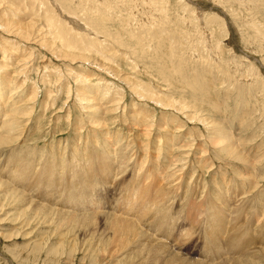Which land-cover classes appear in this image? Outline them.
<instances>
[{"label": "rangeland", "instance_id": "374dc122", "mask_svg": "<svg viewBox=\"0 0 264 264\" xmlns=\"http://www.w3.org/2000/svg\"><path fill=\"white\" fill-rule=\"evenodd\" d=\"M66 1L71 3L74 19L85 29L57 16L58 0H0V20L18 30V34H7L0 23V87H4L6 80L12 83V89L20 87L10 101L7 99L12 89L0 90L4 94L0 96V126L12 123L5 128L8 131L3 129L0 134L9 132L8 138H0V161L27 157L32 163H26L35 165L36 174L32 177L40 178L45 176V167L57 168L51 167L49 157H56L59 166H67L73 152L80 158L83 154L95 157L96 149L102 151L103 145L108 148L119 141L128 151L133 149L129 154L135 152L133 171L139 169L143 160L158 181L145 189L149 176L139 180V190L127 197L130 202H114V212L132 216L138 207L145 208L149 197L164 184L166 199L177 196V204H185L184 211L179 205L174 208L181 217H176L168 232L149 221L140 226L147 233L151 231L149 234L160 246L166 242L171 255L191 260L220 257L217 262L233 252L229 248H236V242L230 236L213 235L207 228L212 217L207 214V204L221 200L219 190L228 186V190L232 187L228 196L234 208L228 212L230 223L244 227L240 232L244 236L239 232L235 236L246 240L255 237L252 242L264 238V226L261 235L252 231L257 223L264 224V0ZM92 15L104 20L107 26L100 23L95 24L96 28L89 27ZM102 25L106 26L104 30ZM21 26L23 29H19ZM23 30L37 35L27 39ZM64 41H72L73 51L83 58L63 57L60 53L67 49L59 50L66 47ZM134 83H139L143 91L147 86L154 96L172 99V103L182 105V111L176 107L166 110L157 101L144 99L133 89ZM93 95L103 108L92 109L93 104L85 101ZM14 103L16 112L11 109ZM112 108L114 111L109 110ZM109 165L115 166L112 161ZM156 166L165 173L161 169L158 175ZM117 171L115 167L101 179L95 173L86 184L93 189L86 194L80 191L83 183L72 171H64L60 182L48 179L44 193L50 192L58 199L56 192L60 189V208L75 211V216L69 217L55 209L41 211L39 204L43 200L33 194L35 186L26 187L25 182L17 179L10 181L6 172L0 171V179L27 198L22 202L15 199L19 198L17 193L9 196L0 187V264H156L154 251L149 248L150 239L139 242L134 234L111 221L101 224L105 228L100 225L106 217L97 213L111 211L103 206L115 196L117 190L112 186ZM133 176L134 180L138 177L134 173ZM165 176L170 178L165 180ZM146 190L150 193L145 194ZM71 191L73 195L63 202L62 198H67ZM101 191L106 199H100L103 195L97 193ZM239 196L243 200H238ZM189 231L192 235H188ZM207 245L218 247L220 252H209ZM148 253H152L151 258Z\"/></svg>", "mask_w": 264, "mask_h": 264}, {"label": "bare ground", "instance_id": "6f19581e", "mask_svg": "<svg viewBox=\"0 0 264 264\" xmlns=\"http://www.w3.org/2000/svg\"><path fill=\"white\" fill-rule=\"evenodd\" d=\"M58 3H60V6L58 5L57 7H58V11H60V12H63L64 14L61 16V14H60V12H58L57 11V9L55 10L56 11V13H57V16H59L60 18H62L63 20H65V21H67L66 23H71L73 26H75L76 27V25L75 24H77V26L80 28V29H82V28H84L85 29V26H84V24L83 25H81L77 20H75L76 18L70 13V11H72V9H71V3H69L68 1H64V0H58ZM68 3V4H67ZM53 6V5H52ZM55 6V5H54ZM69 15H72V16H70L69 17ZM53 17V16H52ZM67 18V20H66V18ZM1 18V17H0ZM75 18V19H74ZM61 19V20H62ZM91 20H89V22L87 23V25L89 26V27H95L96 28V25L97 24H100V23H102V24H104L105 23V21L104 20H102V19H99V18H96V17H94L93 15L91 16V18H90ZM1 21V20H0ZM60 21V20H59ZM1 24H2V26H5L4 27V29H5V31H3V32H6L7 34H14V33H16V34H18V30L15 28V30H12V29H10L9 28V26H11V23L10 24H8V23H4V22H0ZM13 23V22H12ZM20 23V22H19ZM22 24V23H21ZM70 24V25H71ZM96 24V25H95ZM23 25V24H22ZM87 25H86V27H87ZM105 25H106V23H105ZM18 26V25H17ZM84 26V27H83ZM107 26V25H106ZM106 26H101V28H102V30H104L103 28H105ZM13 27H15V26H13ZM19 27V26H18ZM24 27V26H23ZM23 27L21 26L19 29H23ZM89 27H88V29H89ZM28 29H30V28H28ZM91 29V28H90ZM26 31H27V29H25ZM25 30H23V32H22V35H23V37H25V38H27V39H30L31 38V36L33 35L32 33L30 34L29 32L28 33H26V31ZM83 30V29H82ZM93 30V29H92ZM32 32V31H31ZM64 33H65V31H63ZM34 33V35H35V33L36 32H33ZM89 33V32H88ZM92 33V32H91ZM91 33H89V34H91ZM3 35V34H2ZM33 35V36H34ZM37 35V34H36ZM35 35V36H36ZM16 36V35H15ZM20 37V36H19ZM30 37V38H29ZM38 37V36H37ZM69 37V36H68ZM32 38H34V37H32ZM31 38V39H32ZM35 39H36V37H35ZM34 39V40H35ZM61 39V38H60ZM20 40V39H19ZM18 41V40H17ZM26 41V40H25ZM29 41V40H28ZM49 41V40H48ZM11 42V41H10ZM42 42V41H41ZM5 43V42H4ZM64 43V45L66 46L65 48H62L61 50H59L60 52H62L63 50H66L67 49V51L66 52H64V53H60L63 57H69V56H76L75 58H83V56L82 55H80V53H79V55H77V54H75V52L73 51V49H74V47L72 46L73 45V43H72V41H64L63 42ZM16 44V43H15ZM55 47V46H54ZM70 47H72V51H70ZM57 48V47H56ZM48 51V50H47ZM26 53V52H25ZM61 55L59 56L58 55V57H61ZM70 58V57H69ZM85 58V57H84ZM82 60V59H81ZM138 65V64H137ZM153 66V65H152ZM151 66V67H152ZM4 67H6L5 65H4ZM1 68V67H0ZM2 68H3V66H2ZM109 68V67H108ZM152 68H154V67H152ZM178 68H180L179 66H178ZM4 69V68H3ZM151 69V68H150ZM155 69V68H154ZM180 69H182V67L180 68ZM152 70V69H151ZM165 78H166V80H168V79H170V76H169V74L167 73V75L165 76ZM140 83V82H139ZM139 83H134L135 85L133 86V89L135 90V92H137L138 94H142V96H143V98L144 99H153V100H155V101H157L156 102V104L158 103V104H161V106H162V108H164V109H166V110H169V108H171V107H176V110L177 111H179V110H181V106L179 107V105L177 106L176 104H174V103H172L173 102V100L172 99H167V97H165V96H161V97H158V96H154V95H152L151 94V90H149L148 89V87L147 86H145V91H143L141 88H140V84ZM126 84H128V83H126ZM4 87H0V90H2L3 91V89L4 88H11L13 85H12V83L10 82V81H4ZM190 85V84H189ZM91 86H93V85H91ZM13 88V87H12ZM11 88V89H12ZM93 88V87H92ZM15 89H20V87H17V88H15ZM15 89H12L11 90V92H10V94H12L10 97H9V99H7V100H9L10 101V99L12 98V97H14L15 95H16V91H15ZM10 90V89H9ZM93 90V89H92ZM33 92V91H32ZM3 93V92H2ZM34 93V92H33ZM98 93V92H97ZM1 95H4V94H1V91H0V96ZM33 95H35V94H33ZM94 96V95H93ZM99 96V95H98ZM31 97V96H30ZM34 97V96H33ZM86 97V96H85ZM89 97V96H88ZM95 97H97V96H94V97H89V98H87L86 97V99H85V101L87 102V103H90V104H93L91 107H93L92 109H95V107H102V105H100L99 106V102L100 101H97L96 99H95ZM141 97V96H140ZM7 97H5V99H6ZM32 98V97H31ZM102 98V97H101ZM1 100V99H0ZM2 100H3V97H2ZM96 100V101H95ZM4 101V100H3ZM14 101H15V99H14ZM95 101V102H94ZM150 101V100H149ZM8 102V101H7ZM93 102V103H92ZM140 102H142V101H140ZM1 103V102H0ZM9 103V102H8ZM2 104V103H1ZM3 104H5V102L3 103ZM16 103H14L13 104V107L11 108L12 110H15L14 112H16V110H17V106L15 105ZM9 105V104H8ZM7 105V106H8ZM6 106V107H7ZM108 106V105H107ZM4 107H5V105H4ZM9 107V106H8ZM90 107V108H91ZM177 107H179V108H177ZM103 108V107H102ZM7 109H9V108H7ZM10 109V110H11ZM100 109V108H99ZM23 110V109H22ZM109 110H113V108L112 109H109ZM183 110H185V109H183ZM114 111V110H113ZM182 111V110H181ZM11 112V111H10ZM13 112V113H14ZM112 112V111H111ZM2 113V112H1ZM7 114V113H6ZM5 114V115H6ZM136 114H138V113H136ZM140 114V113H139ZM138 114V115H139ZM105 115V114H104ZM100 117V116H99ZM139 117V116H138ZM94 118V117H93ZM3 119V118H2ZM5 119V118H4ZM6 120V119H5ZM100 120V119H99ZM103 121H104V119H103ZM1 122V121H0ZM6 124V123H5ZM12 123H7L6 125H2V126H0V134H2L4 131H2L3 129L5 130V128H7V127H9L10 125H11ZM103 124H105V123H103ZM93 125V124H92ZM100 125V124H99ZM6 126V127H5ZM99 127V126H98ZM8 129V128H7ZM99 129V128H98ZM5 131H8V130H5ZM14 132V131H13ZM12 132V133H13ZM8 133L9 132H7V134L5 133V135H2V136H5L6 138H8L9 137V135H8ZM11 133V132H10ZM106 134V133H105ZM13 135V134H12ZM2 136H0V138L2 137ZM24 136V135H23ZM112 136V135H111ZM231 136V135H230ZM4 138V137H3ZM15 138V137H14ZM13 138V139H14ZM107 138V137H106ZM111 139V138H110ZM6 140V139H5ZM5 140H4V142H5ZM8 142V141H7ZM110 142V141H109ZM119 142V141H118ZM118 142H117V144H110V147H108V148H104V145L102 146V151H100V149H96V156L94 157L92 154H89L88 156L86 155V156H84V154H83V156L80 158L79 156H81V155H76V154H74V152H73V156L69 159V162H68V165L66 166V165H61L60 164V166L58 165L60 162H58L57 161V158L56 157H49L48 158V160H50L51 162H52V165H51V167H57V168H55V169H52V170H48L49 168H47L46 169V167L43 169L44 171V175L45 176H42V177H40V178H35V177H32V175H34V173H35V171H36V169H35V165H29V164H27V163H32V160H30L29 158H27V157H23V158H20L19 156L18 157H11L10 159H8V160H5V161H0V171H3V172H6L5 174H7L9 177H10V181H15L16 179L18 180V181H22V182H25L26 183V187H28V186H35L34 188H32V191H34L35 193H33V194H36V196L38 197V198H40L41 200H43V203H38L39 204V206H40V210L42 211V209H45V210H47V211H49V212H51V209L52 210H56L57 211V213L58 214H60V215H62V216H65V217H69V216H75V214H73L74 212L73 211H71V209L69 208V209H67V210H69V211H67V210H62L61 208H60V205H62V204H59V200L61 199V197L59 196V194H60V192H61V190L60 189H58V191L56 192V194H57V198L58 199H56L55 198V196H54V194H52V193H44V186H45V182L48 180V179H50L51 181H53V182H60V181H62V179H63V173H64V171L66 172V173H68L69 171H72L74 174H76L77 176H78V178L81 180V182L83 183V185H82V189H80V191L82 192V193H84V194H86L87 192H89V191H91L93 188H90L89 187V185H86L90 180H91V178L94 176L95 177V173H98L101 177H100V179L101 178H103L105 175H107V174H109V173H112L113 172V170H114V168L115 167H118V171L116 172L117 173V175H116V177H115V179H114V184H113V186H112V189H115V190H117L116 192H115V196H112V198H111V200H110V202H109V204L107 205V206H103V207H108L109 208V210H111L110 211V213L109 212H104L103 211V213H101V212H98L97 214H98V216H100V217H106L105 219L106 220H104L103 222H101L100 223V225L101 224H105V223H108L109 221H111L112 223H115V224H119L118 226H121V227H123V229L125 228L126 230H127V232L128 233H131V235L132 234H134L135 235V239L137 240V241H139V242H146V240L147 239H150L149 240V244L148 243H144V245L146 244L147 246L149 245V248L151 249V250H153L154 251V254H153V259L155 260V263L156 264H206V263H203V261H207V262H212V263H217V264H264V238H262L261 240H259V241H253L252 242V240H255V237H251V238H249V239H239V238H237V236H235V234H236V232H243L244 231V227H243V225L242 226H239V227H234V226H232V224H235V223H230V219H229V210L231 209V208H233L232 207V202H231V199L229 198V194H231V190H230V188H232L231 186H230V188H229V190H228V187H227V189L226 188H221V190H219V193H220V195H221V200L219 199V201H212V200H210L209 202H208V204H207V207H206V211L208 212L207 214L208 215H211L212 217H211V219H210V223L207 225V228L210 230V232L213 234V235H215V234H222V235H226V236H230L231 237V241H233V242H236V248H232L231 246V248H229V249H232L233 250V252H231V254L230 253H228V254H230V255H228L227 254V256H222L221 258L223 259V260H221V261H217L216 262V260L217 259H220V257H212L211 256V258H206V259H204V258H197V259H192L191 260V258L189 259L188 257L186 258V257H184V256H180V255H171L170 254V252H169V250H168V247H166L165 245H166V242L165 243H163V244H161V246L159 245V243L155 240V242H154V239H153V236L152 235H150L149 233H151V231L149 232V233H147L146 231H145V227H144V229L143 228H141V222H143V221H149V223H152V224H154V225H156L158 228L159 227H161V228H163V232L165 231V232H168V231H170V228H171V226H173V225H175V219H176V217H178L177 215H176V213L174 212V208L175 207H177V205H179L178 206V208L181 206V203H179V204H177L178 203V201H176L177 200V196L176 197H173V198H169L168 197V199H166V197H165V194L163 195V192H165L166 191V188H165V186H164V184L163 185H161V186H158V190L156 191V193H154V195H152V197H149V201L147 202V205H145V208L144 207H138V209L137 210H135L133 213H132V216H123V213H118V212H114V207H113V205H114V202H117L118 204L120 203V201H123V202H130V200H131V198L130 199H128L127 197L128 196H132V194L133 193H131V192H133L134 190H136V191H138L139 190V184H141V182H139V180H142V179H144V177L145 176H149V178H148V180L149 181H147V182H145L144 183V188L145 189H149V187H150V184H155L158 180V178L156 179L154 176H152L153 174L151 173V172H148V167L146 168V166H145V163H144V161L143 160H141V166H139V169L137 170V168H135L134 169V171H133V168H134V165L136 164V160H137V157L134 155V153L133 154H129L128 152H130L131 150H133V149H131L130 148V151H128V149H126L124 146L122 147V144H118ZM2 143H3V141H2ZM6 144H9V143H6ZM65 145V144H64ZM125 145V144H124ZM157 145V144H156ZM91 146V145H90ZM129 146H131V145H129ZM6 148V147H5ZM71 148V147H70ZM113 148H114V156L116 157V158H114V156H113ZM173 148V147H172ZM16 149V148H15ZM19 149V148H18ZM30 149V148H29ZM91 149V148H90ZM90 149H88V150H90ZM162 149H163V147H162ZM13 150V149H12ZM11 150V151H12ZM24 150V149H23ZM26 150V149H25ZM82 149H80V151H81ZM84 150H86V149H84ZM158 150V149H157ZM164 150V149H163ZM17 151V150H16ZM73 151V150H72ZM79 150H77V152H78ZM83 151V150H82ZM87 151V150H86ZM91 151H94V150H91ZM91 151H90V153H91ZM155 151V150H154ZM23 152V151H22ZM160 152V151H159ZM2 153V152H1ZM13 153H15V151L13 150ZM89 153V152H88ZM145 153V152H144ZM72 154V153H71ZM81 154V153H80ZM150 154V153H149ZM36 155V154H35ZM154 155V154H153ZM3 156V155H2ZM15 156V155H14ZM138 156V155H137ZM5 157V156H4ZM106 157V158H105ZM30 158H32V157H30ZM135 158V159H134ZM151 158V157H150ZM33 160H35V158H32ZM109 160V161H112V164H114L115 166H110L109 165V161H107V160ZM134 159V160H133ZM143 159V158H142ZM164 159V158H163ZM162 159V160H163ZM172 159V158H171ZM251 159V158H250ZM132 160H133V164H132ZM150 160V159H149ZM148 160V161H149ZM153 160V159H152ZM152 160H150V161H152ZM169 160V159H168ZM167 160V161H168ZM176 161V160H175ZM174 161V162H175ZM179 161V160H178ZM27 162V163H26ZM115 162H118V165H116L115 164ZM154 162V161H153ZM169 162V161H168ZM168 162H167V164H168ZM162 163V162H161ZM171 163V162H170ZM28 166V167H27ZM165 166H166V164H165ZM171 166V165H170ZM177 166H178V164H177ZM36 167H38V166H36ZM167 167V166H166ZM62 168V169H61ZM35 169V170H34ZM41 169V170H42ZM93 169H94V171H93ZM161 169H162V173H165V171H164V169L163 168H159L158 166H156L155 167V170L157 171V174L158 175H160V172H161ZM166 169V168H165ZM245 171V170H244ZM145 172V173H144ZM167 172V171H166ZM133 173L136 175V176H138L137 177V179L136 180H134V176H133ZM144 173V174H143ZM36 174V173H35ZM87 174H89L88 175V178L86 179V175ZM167 174V173H166ZM176 174V173H175ZM2 175V174H1ZM141 175H143V177L142 178H140V176ZM199 176V175H198ZM161 177V176H160ZM167 176H165V180L168 178H166ZM249 177V176H248ZM1 178H2V176H1ZM164 178V177H163ZM170 178V177H169ZM168 178V179H169ZM86 179V180H85ZM167 179V180H168ZM180 179H181V177H180ZM98 180V179H97ZM164 180V179H163ZM224 181V180H223ZM232 181V180H231ZM173 182V181H172ZM24 183V184H25ZM64 183H66V182H64ZM164 183H165V181H164ZM17 184H18V182H17ZM102 184V183H101ZM100 184V182H98V185H101ZM168 184H169V182H168ZM171 184V183H170ZM178 184V183H177ZM180 184H182V183H180ZM179 184V185H180ZM18 185H20V184H18ZM22 185V184H21ZM172 185V184H171ZM184 185V184H183ZM182 185V186H183ZM211 185V184H210ZM120 186V190L118 191V187ZM209 186V185H208ZM0 187H3V188H5L4 190H5V193L7 194V195H9L10 196V194L11 193H17V195H19V198H15V199H20L22 202L24 201H27V198L25 199L24 198V194L21 192V191H19V194H18V191H16L14 188L13 189H11L10 187H9V183H7L6 181H2L1 179H0ZM110 187V186H109ZM168 187V186H167ZM212 187V186H211ZM23 188V187H22ZM170 188V187H169ZM174 188V187H173ZM180 188H181V185H180ZM200 188H202V187H200ZM210 188V187H209ZM208 188V189H209ZM218 188H219V186H218ZM240 188V187H239ZM28 189V188H27ZM181 189H183V188H181ZM199 189V188H198ZM197 189V190H198ZM216 189V188H215ZM240 189H242V188H240ZM29 190V189H28ZM63 190H65V188H63ZM175 190V189H174ZM180 190V189H179ZM192 190H195V189H192ZM227 190V191H226ZM234 191H235V189H233ZM237 190V189H236ZM31 191V190H30ZM149 190H146L144 193L145 194H148V193H150V192H148ZM199 191H201V190H199ZM204 191V190H203ZM211 191V190H210ZM212 191H214V190H212ZM217 191V190H216ZM240 191V190H239ZM72 193L67 197V198H62V200H63V202L64 201H66V200H68L72 195H73V193H74V191H71ZM191 192V191H190ZM189 192V193H190ZM233 192V191H232ZM245 192H247V191H245ZM249 192H252V191H249ZM31 193V192H30ZM97 193V192H96ZM103 193L104 192H98L97 194L99 195V194H102L103 195ZM191 193H193V192H191ZM197 193V192H196ZM238 193V192H237ZM253 193H254V191H253ZM257 193V192H256ZM181 194V193H180ZM188 194V193H187ZM212 194V193H211ZM215 194H217V192H215ZM249 193H246V195H248ZM179 195V194H178ZM208 195H210L209 193H208ZM213 195V194H212ZM238 195V194H237ZM236 195V196H237ZM240 195V194H239ZM261 195V194H260ZM264 195V194H263ZM3 196H5V194L3 195ZM9 196H7V197H9ZM26 196H29V194L28 195H26ZM25 196V197H26ZM35 196V195H34ZM101 196V195H100ZM167 196V195H166ZM169 196V195H168ZM180 196V195H179ZM186 196V195H185ZM191 196L192 195H190V198H191ZM195 196H197L196 194H195ZM233 196V195H232ZM262 196V195H261ZM6 197V196H5ZM187 197V196H186ZM185 197V199L187 200V198ZM215 197V196H214ZM259 197V194L257 195V198ZM36 198V197H35ZM77 198V196L76 195H74L73 196V199H76ZM184 198V197H183ZM189 198V199H190ZM195 198H198V197H195ZM201 198V197H200ZM204 198V197H203ZM206 198V201L209 199V197H208V199H207V196L205 197ZM216 198V197H215ZM242 197L241 196H239V198H238V200L240 199V200H243V199H241ZM254 197H252V199H253ZM29 199V198H28ZM100 199H106V196H102ZM180 199V198H179ZM182 199V198H181ZM188 199V200H189ZM212 199V198H211ZM214 199V198H213ZM218 199V198H217ZM247 199V198H246ZM261 199V198H260ZM32 200V199H31ZM31 200H28V202L29 201H31ZM185 200V201H186ZM199 200V199H198ZM257 200V199H256ZM259 200V199H258ZM263 200V199H262ZM12 201H16V200H12ZM38 201V200H37ZM40 201V200H39ZM139 202L138 203H140V202H143V201H141V200H138ZM144 201H146V200H144ZM197 201V200H196ZM203 202H204V200H202ZM246 201V200H245ZM18 202H19V200H18ZM31 202H33V201H31ZM41 202V201H40ZM89 202H91L90 200L88 201V203ZM188 202V201H187ZM200 202H201V200H200ZM238 203H239V201H237ZM241 202V201H240ZM251 202V201H250ZM257 202V201H256ZM176 203V204H175ZM196 203V202H195ZM205 203V202H204ZM251 203H255L254 201L253 202H251ZM261 203H262V201H261ZM23 204V203H22ZM32 204V203H31ZM37 204V205H38ZM94 204H96V203H94ZM118 204H115V206H118ZM125 204V203H124ZM190 204H192V203H190ZM198 204V203H197ZM201 204H203V203H201ZM201 204H198V205H201ZM248 204V203H247ZM252 204V205H253ZM255 204H257L258 206H259V204L258 203H255ZM264 204V203H263ZM18 205V204H17ZM19 205H21V203L19 204ZM30 205V204H29ZM126 205V204H125ZM130 205V204H129ZM128 205V206H129ZM166 205V206H165ZM184 205V207H185V204H183ZM203 205H205V204H203ZM240 205V204H239ZM244 205V204H243ZM243 205H241V207L243 206ZM245 205H246V203H245ZM49 208H48V207ZM55 206H58L60 209H57V208H55ZM93 206H95V205H93ZM127 206V207H128ZM192 206V205H191ZM197 206V205H196ZM236 206V205H235ZM249 206V205H248ZM89 207V206H88ZM130 207V206H129ZM184 207H180V208H182V210L184 211ZM198 207V206H197ZM238 207H240V206H238ZM241 207L240 208H238V209H241ZM245 207V206H244ZM247 207V206H246ZM245 207V208H246ZM264 206H262V208H263ZM18 208V207H17ZM24 208V207H23ZM72 208H75V207H72ZM76 208H78V207H76ZM194 208V207H193ZM204 207H202V209H203ZM237 208V207H236ZM235 208V210H237ZM254 208V207H253ZM129 209V208H128ZM264 209V208H263ZM100 210H101V208H100ZM106 210V209H105ZM130 210V209H129ZM181 210V209H180ZM181 210V211H182ZM233 210H234V208H233ZM246 210V209H245ZM252 210V209H251ZM258 210H260L259 209V207H258ZM262 210V209H261ZM260 210V211H261ZM27 211H28V209H27ZM187 211H189L188 209H187ZM193 211H194V209H193ZM197 211V210H196ZM202 211V210H201ZM200 211V212H201ZM240 211V210H239ZM249 211V210H248ZM260 211H258V212H260ZM263 211V210H262ZM199 212V211H198ZM203 212H205V211H203ZM231 212H232V210H231ZM230 212V213H231ZM241 213H245L243 210L242 211H240ZM247 213V212H246ZM254 213V212H253ZM256 214H257V212H255ZM53 214V213H52ZM54 214H56L55 212H54ZM189 214V213H188ZM200 214V213H199ZM206 214V215H207ZM228 214V215H227ZM252 214V213H251ZM250 214V215H251ZM264 214V213H263ZM195 215V214H194ZM234 215V214H233ZM237 215V214H236ZM238 215H239V212H238ZM258 215V214H257ZM256 215V216H257ZM242 216V215H241ZM243 216H244V214H243ZM243 216H242V218H243ZM249 216V215H248ZM252 216V215H251ZM259 216V215H258ZM260 216H263V215H260ZM179 217H181V216H179ZM179 217H178V219H179ZM186 217H187V214H186ZM195 217V216H194ZM235 217H237V216H235ZM240 217V216H239ZM244 217H246V216H244ZM231 218V217H230ZM234 218V217H233ZM233 218H231V219H233ZM242 218H241V220H242ZM254 218H256V217H254ZM207 219V218H206ZM236 219V218H235ZM234 219V220H235ZM263 218H261L260 219V221L262 220ZM197 220V219H196ZM233 220V221H234ZM255 220H257V219H255ZM194 221V220H193ZM237 221H239V220H237ZM236 221V222H237ZM250 221H251V219H250ZM259 221V222H260ZM195 222V221H194ZM198 222V221H197ZM196 222V223H197ZM207 222V221H206ZM261 222H263V221H261ZM260 222V224H258L257 223V226H255L254 227V229L252 230L253 231V234L254 235H261L260 234V232L263 230V226H264V224H262ZM144 224V223H143ZM151 224V225H152ZM262 224V225H261ZM199 224H197V226H198ZM261 225V226H260ZM197 226L195 225V227L197 228ZM101 227H103V228H105V225L103 226V225H101ZM155 227V226H154ZM193 227V226H192ZM195 227H193V228H195ZM200 227V226H199ZM198 227V228H199ZM147 228V227H146ZM158 228H156V230L158 229ZM195 228V229H196ZM202 228V227H201ZM252 228V227H251ZM205 229V228H204ZM247 229V228H246ZM148 230V229H147ZM194 230V229H193ZM251 230V229H250ZM249 230V231H250ZM159 231V230H158ZM192 231V230H191ZM205 231V230H204ZM160 232V231H159ZM201 232H202V230H201ZM209 232V231H208ZM251 232V231H250ZM250 232H248L249 234H250ZM158 233V232H157ZM192 233H193V231H192ZM199 233V232H198ZM245 233H247V232H245ZM191 234V232L189 231V234L188 235H190ZM200 234V233H199ZM241 234V233H240ZM244 234V233H243ZM243 234H241L242 236H244ZM252 234V233H251ZM192 235V234H191ZM152 236V237H151ZM195 236V235H194ZM193 236V237H194ZM211 236V235H210ZM253 236V235H252ZM138 239H137V238ZM190 237H192V236H190ZM229 237V238H230ZM184 238V237H183ZM188 238V237H187ZM243 238V237H242ZM246 238H247V236H246ZM192 239H194V238H192ZM225 239V238H224ZM227 239V238H226ZM259 239V238H258ZM166 240V239H165ZM168 240V239H167ZM182 240V239H181ZM185 240V239H184ZM187 240V239H186ZM185 240V241H186ZM189 240H191V238L189 239ZM160 241V240H159ZM162 241V240H161ZM225 241V240H224ZM169 242V241H168ZM167 242V243H168ZM213 242V241H212ZM161 243V242H160ZM179 243H180V241H179ZM141 244H143V243H141ZM170 244V243H169ZM168 244V245H169ZM183 244V243H182ZM182 244H181V246H182ZM235 244V243H234ZM178 245V244H177ZM176 245V246H177ZM180 245V244H179ZM222 245V244H221ZM208 247H209V252H217V253H219L220 252V250H219V248L218 247H215V246H213V245H207ZM180 247V246H179ZM143 248H147V247H143ZM176 248V247H175ZM228 248V247H227ZM221 249V248H220ZM226 249V248H225ZM143 250V249H142ZM144 250H146V249H144ZM149 252V251H148ZM256 252H258V253H260L259 255H257V254H254V253H256ZM140 253H142V252H140ZM151 254V256L149 255V253H148V256H150L149 258H151L152 257V253H150ZM253 254V255H252ZM140 255V254H139ZM223 255V254H222ZM142 256H145V254H143ZM218 256V255H217ZM260 256H262L263 258H260ZM143 258V257H142ZM141 259V256L139 257V259L138 260H140ZM150 261H152V259L150 260ZM202 261V262H201ZM142 262H143V260H142ZM153 262V261H152ZM152 262H150L151 264H152ZM148 263V262H147ZM140 264V263H139ZM142 264H144V263H142ZM209 264V263H208Z\"/></svg>", "mask_w": 264, "mask_h": 264}]
</instances>
